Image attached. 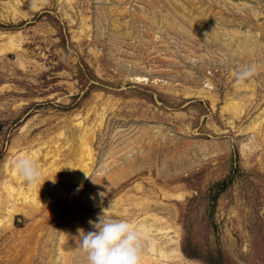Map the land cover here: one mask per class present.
<instances>
[{
  "label": "rangeland",
  "instance_id": "1",
  "mask_svg": "<svg viewBox=\"0 0 264 264\" xmlns=\"http://www.w3.org/2000/svg\"><path fill=\"white\" fill-rule=\"evenodd\" d=\"M15 1L0 0V32L17 43L0 38V185L18 151L47 164L48 146L83 176L84 126L92 160L80 181L40 170L56 189L0 225V264H47L64 231L67 264H87L78 230L129 221L127 196L172 223L168 264H264V116L248 128L264 112V0Z\"/></svg>",
  "mask_w": 264,
  "mask_h": 264
},
{
  "label": "bare ground",
  "instance_id": "2",
  "mask_svg": "<svg viewBox=\"0 0 264 264\" xmlns=\"http://www.w3.org/2000/svg\"><path fill=\"white\" fill-rule=\"evenodd\" d=\"M44 0H40L42 2ZM15 3H19V0H16ZM28 3L31 5H35L34 0H29ZM17 35V34H15ZM14 35L8 34L4 32H0V38H7L10 42H12L14 46L17 45V43L13 40ZM20 55V54H19ZM22 63V62H21ZM240 100L235 99L233 101H229L227 106L228 111H232V113H236L237 111V105ZM262 116H264L263 113H258V115L255 118V124L253 123L248 128H254L256 125V121H260L262 119ZM91 127L84 126L83 133L78 138L79 145L77 146V150L79 152V156L77 159L78 167L81 166L83 169H86L88 174L90 170L89 162L92 160L91 157V151L90 146L88 144V132L87 130ZM61 134H64L66 137H69L68 134L63 132L62 130L59 132L60 136ZM45 146V143H44ZM60 146V144H59ZM13 152H15V149H12ZM60 151V150H59ZM58 149L53 148L52 150L48 149L42 153L44 158L51 157L52 160L48 161L47 164H40L37 166L39 167V170H42L41 172L48 175H51V172L58 173V176L60 179H67L70 178V176L74 177V179L82 180L85 178V174L82 176L80 173L75 170V167L73 165L72 159H67L66 163L57 165L55 158L57 157ZM40 151L37 153V149H33L29 154L25 150L18 151L17 157L22 155H27L35 159L37 162L39 159ZM43 159V158H42ZM16 159L12 158V168H8L6 165V172L8 173V178L1 180L0 185V225H9L11 224V220L13 217V213L17 211L23 210L24 213H26L25 206H19L18 203H23L30 205V209H28L29 212H33L35 208L40 207L43 203H48L47 200L42 198V193L48 194L51 190L56 189V187L51 183L47 184L46 187H43L42 185H39V183L33 187L30 185L24 186L22 184L23 178L20 177L16 169L14 167V161ZM55 161V162H54ZM53 162V164L51 163ZM9 163V162H8ZM45 165V166H43ZM43 166V167H42ZM79 171V170H78ZM79 175V176H77ZM71 179V178H70ZM54 180V179H53ZM15 181V182H14ZM137 189H140L141 186L139 184L136 185ZM44 191V192H43ZM4 193V194H3ZM91 197H95V190L90 189ZM168 195L175 196L177 194L174 193H168ZM179 195V194H178ZM127 196V195H126ZM129 201H126V203L131 204L134 206V212L125 210L127 216L132 217L129 221V223H132L136 226H138L141 229H146L143 239V247L145 246L146 252L142 251L141 253V261L145 263H149L150 261H155L157 263L162 264H168L167 261L174 260L177 258H180V251L177 248L176 239H174V235L170 234V231L173 228L172 223L169 222L168 218L163 216H158L156 213H144L143 215L139 216V210L145 209L150 202V199L147 196L139 197V196H127ZM135 210L138 211L135 213ZM27 212V214L29 213ZM71 222H75L73 218H71ZM158 231H161L158 233ZM25 240V238H24ZM72 238L71 235H69L66 231L60 233L57 236V242H56V248L57 252L55 254V251L50 256V261L47 264H67L70 257H71V249L72 244H70ZM22 242L21 244L25 243L23 239L20 240ZM59 257V259H58ZM165 261V262H164Z\"/></svg>",
  "mask_w": 264,
  "mask_h": 264
},
{
  "label": "clouds",
  "instance_id": "3",
  "mask_svg": "<svg viewBox=\"0 0 264 264\" xmlns=\"http://www.w3.org/2000/svg\"><path fill=\"white\" fill-rule=\"evenodd\" d=\"M256 73V66L249 65L235 72L234 76L239 84H244ZM14 167L30 186L35 187L42 178L35 159L30 156H19L14 161ZM89 224L95 231L84 233L82 229L78 230L80 247L86 254L87 264H141L146 229L125 220H105L101 217L98 221L90 220Z\"/></svg>",
  "mask_w": 264,
  "mask_h": 264
}]
</instances>
